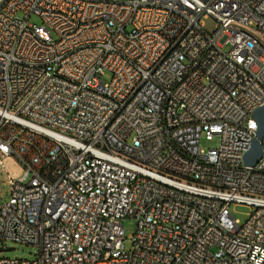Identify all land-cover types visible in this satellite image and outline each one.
<instances>
[{
    "label": "built area",
    "instance_id": "2783aa9c",
    "mask_svg": "<svg viewBox=\"0 0 264 264\" xmlns=\"http://www.w3.org/2000/svg\"><path fill=\"white\" fill-rule=\"evenodd\" d=\"M263 105L264 0H0V264H264Z\"/></svg>",
    "mask_w": 264,
    "mask_h": 264
},
{
    "label": "rangeland",
    "instance_id": "374dc122",
    "mask_svg": "<svg viewBox=\"0 0 264 264\" xmlns=\"http://www.w3.org/2000/svg\"><path fill=\"white\" fill-rule=\"evenodd\" d=\"M17 17L21 21H25L26 16L19 12L17 13ZM41 20L37 16L33 15L28 20L29 25H36L40 24ZM205 30L208 33H213L215 31V24L212 20L207 19L205 20ZM228 47L224 48V51H227ZM111 73L106 72L104 76L101 77L104 83H108L111 80ZM219 145V140L214 139L213 141H206L205 139L202 140V148L205 150L217 148ZM9 195V185H8V177L7 173L5 172L4 168L0 165V204L5 202L8 199ZM231 212L234 217L239 220L240 222H245L248 218V214L250 209L245 206H232ZM123 228L126 235L125 240V247L126 249H130L132 244L130 241V237L135 233L136 229V222L133 219H125L123 221ZM0 247L4 250L0 251V258H8V259H19V260H29L32 261L36 259V248L33 246H28L25 244H17L12 242H5L4 244H0ZM13 248L10 251H5V249Z\"/></svg>",
    "mask_w": 264,
    "mask_h": 264
},
{
    "label": "water",
    "instance_id": "95a60500",
    "mask_svg": "<svg viewBox=\"0 0 264 264\" xmlns=\"http://www.w3.org/2000/svg\"><path fill=\"white\" fill-rule=\"evenodd\" d=\"M253 117L257 124L256 136L252 140L251 147L249 151L244 156V162L247 165H255L261 157V139L264 138V105L255 110ZM13 248L5 249V251H10ZM0 247V251H2Z\"/></svg>",
    "mask_w": 264,
    "mask_h": 264
}]
</instances>
